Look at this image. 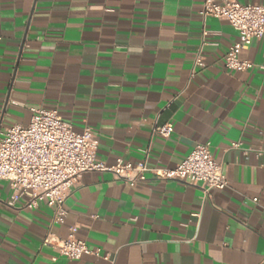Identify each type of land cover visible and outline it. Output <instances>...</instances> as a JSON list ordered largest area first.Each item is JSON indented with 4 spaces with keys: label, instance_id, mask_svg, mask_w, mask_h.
<instances>
[{
    "label": "crops",
    "instance_id": "0c3cea01",
    "mask_svg": "<svg viewBox=\"0 0 264 264\" xmlns=\"http://www.w3.org/2000/svg\"><path fill=\"white\" fill-rule=\"evenodd\" d=\"M202 6L0 0L1 130L27 125L32 108H56L77 132L94 130L108 166L149 149V167L172 168L210 142L230 184L206 195L151 174L132 186L88 172L64 203V222H53L51 207L12 202L0 180V264H264V37L240 52L251 68L229 70L224 56L239 34L204 21ZM203 39L206 67L193 75ZM167 123L170 136L153 133ZM73 229L99 255L68 260L44 245L49 232L66 239Z\"/></svg>",
    "mask_w": 264,
    "mask_h": 264
},
{
    "label": "built area",
    "instance_id": "2783aa9c",
    "mask_svg": "<svg viewBox=\"0 0 264 264\" xmlns=\"http://www.w3.org/2000/svg\"><path fill=\"white\" fill-rule=\"evenodd\" d=\"M200 14L204 21L216 18L230 23L238 32V40L224 56L225 67L243 71L253 66L240 58L241 50L254 40L264 37V5L241 3L237 0H203ZM207 35V32H204ZM203 39L198 49L192 74L206 67ZM27 125L16 124L0 129V180L7 181L13 190L12 202L26 198L25 206L37 208L41 203L54 210L53 222H64L67 211L64 203L75 183L88 172H112L118 180L135 186L147 181L149 174L160 180H178L200 186L206 195L211 190L230 188L225 167L214 157L211 143H198L190 154L172 168H151L148 165L149 149L142 152L137 162L117 160L108 166L98 158V137L92 128L82 132L74 130L58 109L32 108ZM171 123L157 125L154 134L170 136ZM240 144L235 143L234 147ZM249 150H244L247 155ZM257 201V198L254 199ZM73 233L66 239L49 232L44 245H50L68 260L84 255H99L86 241Z\"/></svg>",
    "mask_w": 264,
    "mask_h": 264
}]
</instances>
